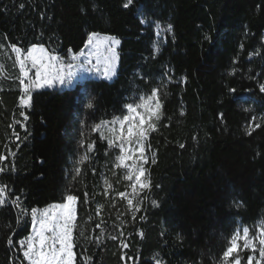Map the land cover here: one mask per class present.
Listing matches in <instances>:
<instances>
[{
  "label": "trees",
  "instance_id": "obj_1",
  "mask_svg": "<svg viewBox=\"0 0 264 264\" xmlns=\"http://www.w3.org/2000/svg\"><path fill=\"white\" fill-rule=\"evenodd\" d=\"M127 2L0 0V264H28L32 209L69 194L73 264H220L238 228L264 227V0ZM90 33L119 41L114 77L31 88L21 104L9 48L62 59ZM154 88L159 118L134 164L150 187L129 204L99 127ZM232 255L248 264L250 251Z\"/></svg>",
  "mask_w": 264,
  "mask_h": 264
},
{
  "label": "rangeland",
  "instance_id": "obj_2",
  "mask_svg": "<svg viewBox=\"0 0 264 264\" xmlns=\"http://www.w3.org/2000/svg\"><path fill=\"white\" fill-rule=\"evenodd\" d=\"M142 22L144 23L145 20L142 19ZM162 30L158 24H156V33L159 36L162 35ZM93 34V33H90ZM90 34L88 35V39L86 41V44L84 47L77 53V54H70L67 58L59 59L55 54H52L48 52L44 46L42 45H36L37 46V55H40L39 49L43 48L44 50V56H45V63L51 64L53 67L49 69V73L51 76H55L57 74V70L61 68V65H63V72L67 74L68 72H71V76L65 75L64 82L61 83L60 81L56 80L54 83L49 85H42L39 88L32 87L35 90H41L45 88L55 87V88H71L75 84L80 83L84 81L86 78H100L104 80H111L116 72L117 68V46L118 43H114L113 41H117L116 38H114L111 35L103 34V33H94L95 36H92V43H88L90 39ZM105 37L111 38L108 40H104ZM102 41V43H101ZM263 41H264V32H263ZM100 44L99 48L97 47V44ZM33 46V45H32ZM30 46L29 48H31ZM28 48V49H29ZM27 49V50H28ZM109 49H112L113 51H109ZM27 50L22 51L20 50L19 53H17L12 47L9 48V51L13 55L16 66L19 70L20 74V65L17 62V56L19 55L21 59H24L27 55ZM55 56L57 57L56 60H49L48 57ZM75 57V59H73ZM68 65H72L71 68L68 67ZM108 66L109 74L105 76V66ZM28 73L27 76L21 77V79L24 80L25 84L32 83L36 80V69L32 67L30 61H26V69ZM151 96L146 97L143 95H139L137 97H133L132 100L128 104H133V110L130 112L126 106L124 107V110L122 114L118 117L113 118L109 123L102 125L99 127L100 135L106 139L108 144V152H109V179L116 183V190L118 192V196L126 202H129V200L132 198L131 196L138 192L140 189L139 184H137L135 180V174L139 171V169L134 170V164L139 161V149L143 148L144 150V160L147 159V152L145 147V136L143 138V141L140 144H137L135 140H133L131 143H124L123 149L124 151H121V141L117 140L116 137L120 136L121 134V124L120 121L123 120L124 116L129 117H135V123L139 124L140 120L139 117H144V127L147 129L148 125L150 123L151 115L156 110V97L151 98ZM143 98V99H141ZM126 104V105H128ZM115 121V123H114ZM127 127L128 122H125L123 125V132L126 135L127 134ZM109 141H112L110 144ZM131 149V151H129ZM121 155H125L128 157L125 162L122 164L119 160V157ZM131 174L132 178L128 179L129 175ZM143 181H146L145 178H142ZM135 185V188L133 187ZM120 193H123L124 195L121 196ZM5 198V192L3 193V199ZM65 198L62 202L58 203H52L49 204L41 209L37 210V219L43 214L44 210H48L49 213H52L56 211L55 209H51L49 206L53 204H59L64 203ZM73 209L75 213V206L73 204ZM261 228V225L258 223L256 226L255 233H249V238H255L258 235V229ZM239 234V236H243V227L238 228L234 234ZM33 235V217H32V227L31 232L28 235ZM46 235H51V233H46ZM27 237V238H28ZM27 238L23 240L24 248L27 247ZM257 245V250L253 251L251 248H247L250 251V255L254 256L255 259L252 261V264H256L257 260H260V254H259V243L258 241H255ZM230 246V245H229ZM59 247V245H57ZM238 248L242 251L246 248H244V241L238 240ZM233 254V253H232ZM227 259H223V262L220 264H234L235 258L233 255ZM249 255V256H250ZM27 262V261H26ZM28 263V262H27Z\"/></svg>",
  "mask_w": 264,
  "mask_h": 264
},
{
  "label": "snow or ice",
  "instance_id": "obj_3",
  "mask_svg": "<svg viewBox=\"0 0 264 264\" xmlns=\"http://www.w3.org/2000/svg\"><path fill=\"white\" fill-rule=\"evenodd\" d=\"M133 0H128L125 7L130 5ZM171 26L169 25V28ZM96 34H90V39L88 43H92V36ZM111 38L105 37L104 40H108ZM114 43H119V41H113ZM102 43V41H101ZM100 44H97L99 48ZM13 49L19 53L20 49L16 48L13 45ZM109 51H113L109 49ZM37 46L33 45L31 48L27 50V55L24 59H21L20 56H17V62L20 65V74L21 77L27 76L28 73L26 69V61H30L33 68L36 69V80L32 83L25 84L24 80L21 79L20 84L23 89L24 95L20 98L21 104L27 105L30 100V89L32 87L39 88L42 85L51 86L54 81L58 80L61 83L64 82L65 75L71 76V72L65 74L63 72V65L61 68L57 70V74L55 76H51L49 73V69L53 67L51 64L45 63V56L43 48L39 49L40 55L36 54ZM49 60H56L57 57L50 56ZM75 59V57H73ZM69 68L72 65H68ZM105 76L109 74L108 66H105L104 71ZM261 91H264V84L260 85ZM234 91V90H233ZM158 92L157 89H153L151 92V98L157 97ZM143 99V98H141ZM87 108H92V101L89 100V103L86 105ZM133 104L126 105V108L131 112L133 110ZM160 107L159 101L157 100L156 109H157V119L158 117V109ZM23 115V113H21ZM140 123H135V117L124 116L123 120L120 121L121 124V134L117 136L116 139L121 141V151L123 152V144L131 143L133 140L137 144H140L143 141L144 136L146 135V131L154 127V125L149 124L148 129L144 127V117H139ZM125 122H128L127 134L125 135L123 132V125ZM115 123V121H114ZM99 127V126H97ZM111 144L112 141H109ZM92 145H88V149L91 150ZM131 151V149H129ZM139 159L142 161L144 159V150L143 148L139 149ZM128 157L125 155H121L119 157L120 162L123 164ZM4 157L0 156V160H3ZM86 159V157H85ZM3 168H0V171H3ZM79 173L80 169L76 170ZM145 175L144 169L142 165L139 168V171L135 174V180L137 184L140 185L142 189L150 187L149 182L143 181V177ZM131 174L128 179H131ZM135 188V185L133 186ZM6 191L4 186H0V205L6 203L3 199V193ZM123 196V193H120ZM18 199V198H17ZM77 200L75 195H67L65 197L64 203L53 204L49 207L51 209H55L56 211L49 213L46 209L43 214L37 219V209H32V217H33V235L27 238V247L23 249V257L28 262V264H73V243H72V232L75 220V213L73 209V204ZM132 203L131 200L128 202ZM155 203V201H153ZM17 206H19L17 204ZM139 205H137V209ZM46 233H51V235H46ZM244 241V248H251L253 251L257 250V245L255 241L259 243V254L260 260L256 261V264H261V260H264V227L258 229V235L255 238H249V229L247 227L243 228V236H239V234H234L230 240V246L223 252V257L225 259L229 258L233 252L238 251V240ZM12 243L11 237L9 238V244ZM59 245V247H57ZM255 259L254 256H248V264H252V261ZM234 264H240V257L237 256L235 258Z\"/></svg>",
  "mask_w": 264,
  "mask_h": 264
}]
</instances>
